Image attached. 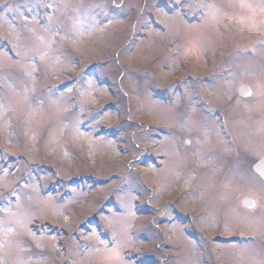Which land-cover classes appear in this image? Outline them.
I'll return each mask as SVG.
<instances>
[{"label":"rangeland","instance_id":"1","mask_svg":"<svg viewBox=\"0 0 264 264\" xmlns=\"http://www.w3.org/2000/svg\"><path fill=\"white\" fill-rule=\"evenodd\" d=\"M44 1L0 0V264H264V0Z\"/></svg>","mask_w":264,"mask_h":264},{"label":"water","instance_id":"2","mask_svg":"<svg viewBox=\"0 0 264 264\" xmlns=\"http://www.w3.org/2000/svg\"><path fill=\"white\" fill-rule=\"evenodd\" d=\"M239 93L243 97H247L250 95V91L246 86L240 88ZM253 169L264 179V158L260 162H258ZM242 205L247 209H252L255 206V202L252 199H245L243 200Z\"/></svg>","mask_w":264,"mask_h":264},{"label":"flooded vegetation","instance_id":"3","mask_svg":"<svg viewBox=\"0 0 264 264\" xmlns=\"http://www.w3.org/2000/svg\"><path fill=\"white\" fill-rule=\"evenodd\" d=\"M259 178V177H258ZM260 181H262L260 178H259ZM263 182V181H262Z\"/></svg>","mask_w":264,"mask_h":264}]
</instances>
